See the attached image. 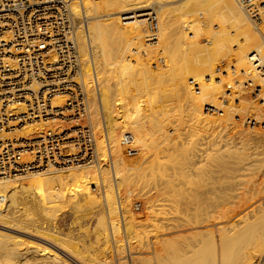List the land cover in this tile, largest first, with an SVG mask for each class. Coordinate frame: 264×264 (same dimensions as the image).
<instances>
[{"label":"bare ground","instance_id":"obj_1","mask_svg":"<svg viewBox=\"0 0 264 264\" xmlns=\"http://www.w3.org/2000/svg\"><path fill=\"white\" fill-rule=\"evenodd\" d=\"M80 4L89 20L94 12L98 14V20L93 24L79 29L77 38L92 121L96 131L103 133L98 140L97 171L103 185L109 222L103 226V212L98 216L101 226L97 227L95 243L99 246L109 244L111 239L117 243L130 237L120 191L123 189L126 194H132L127 188L131 179L121 168V164H125L122 154L125 151H122L118 130L122 134L132 133L135 143L140 144L143 151L146 149L147 131L141 120L147 116L144 115L146 105L150 106L153 103L151 99L157 98L154 94L150 96L154 93L152 89L157 94V89L172 81L188 121L213 135L217 129L226 132L228 121L243 126L235 117H250V113L256 118L262 117L263 111L250 107L251 102L247 104L245 100L239 107L235 105L233 101L244 92L240 85H235L229 67L225 70L221 65L233 66L237 76L243 80L238 81L240 84L253 81L264 92V0H80L76 7ZM218 6L222 11V25L213 27L210 17L217 12ZM151 16L158 21L157 44H152L148 38ZM203 33L210 38L207 44L200 43ZM154 58L157 63L153 69L149 61ZM134 87L142 93L132 95L130 91ZM227 87L233 89L226 102ZM148 89L152 90L150 99L144 94ZM234 89L237 94H234ZM207 107L218 112L210 114ZM219 112H223L222 117L215 115ZM150 122L162 132L160 119L150 118ZM44 125L38 127L39 134ZM32 129V126L25 127L19 136L31 139L29 133ZM213 135L211 137H215ZM222 135L218 138H223ZM241 151L245 179L210 182V225L220 226L219 242L211 239L210 259H185L180 264H264V253H257L259 242L264 241V185L248 178L253 161L264 163V132H249ZM106 152L111 159L112 174L105 172L108 170L102 163ZM141 157L144 160L146 154L141 153ZM95 166H78L63 172L49 169L19 177L20 183L1 176L0 169V264H83L87 257L83 249L60 236L63 227L59 223L61 215L48 213L53 209L52 203L62 205L68 201L73 218L76 219L82 211L85 213L82 219L88 216L91 204L99 202H95L89 190L91 179L97 175ZM189 184L206 188L205 183ZM68 186L70 190L66 200ZM165 188L184 196L182 186L168 181L166 185L164 183ZM101 211L96 210L97 213ZM37 228L42 231L38 232ZM34 231L41 233L38 238L43 244H32L23 239V236L36 239ZM98 253L89 257L90 260L97 258Z\"/></svg>","mask_w":264,"mask_h":264},{"label":"rangeland","instance_id":"obj_2","mask_svg":"<svg viewBox=\"0 0 264 264\" xmlns=\"http://www.w3.org/2000/svg\"><path fill=\"white\" fill-rule=\"evenodd\" d=\"M221 12V7L218 6L217 12L210 17V25H213V27L214 25H222ZM97 15V12L91 15L90 20L88 19L89 25L98 20ZM95 17L97 19H94ZM226 25L230 24L226 23ZM226 28L229 31L233 30L230 27ZM232 33L234 34V32ZM209 39L204 33L199 38L201 44H207ZM193 40H196V37ZM151 62L149 61L154 69L155 66L153 65L157 63L155 58ZM221 66L225 67V70L228 67L229 69L232 67L231 65L226 66L223 64ZM238 81L241 82L243 80L238 78ZM190 83L196 91L193 82L190 81ZM134 89L136 88L134 87ZM134 89H132L133 91L130 89L132 95L142 93L138 92L137 89L136 92ZM152 90L154 93H152ZM152 90L146 91L144 94L149 97L152 93L150 96L156 95L157 98L151 99L153 103L150 102V106L146 105L147 108L145 107L146 113L144 112V115L147 116L141 120L147 131L146 149L143 151L140 144L136 143L139 153L135 157H130L121 146L125 163L121 164V168L126 170L127 175L132 180L128 182L130 186L127 185L128 190H131L132 194H126L123 189L120 191L124 217L130 227V237L124 239L122 234L124 239L122 242L117 241V243H114L111 239L107 245L99 244L98 246L95 243V237L98 235L97 227L101 226L99 225L98 216L103 212V226L109 222V216L104 206L103 185L97 171L99 166L94 167V169L97 167L95 170L98 176L96 175V178L89 180L91 183L89 190L94 195L95 202H99L91 204L86 220V216L83 219L81 217L85 215L84 211L76 219L73 218L69 213L71 206L68 201L61 203L62 205L51 204L53 212L51 211L48 214L61 215L60 220H63L62 224L61 221L59 222L60 227L63 226L60 229V236L77 243L85 252L87 257L83 264H180V261L185 259L190 261L202 257L210 259L211 239L218 243L220 238L218 230L220 226L217 224L210 225V182H235L245 179L244 174L246 172H244V165L242 160H240V154L243 152L241 151L242 144L248 137L249 132L254 130L264 132L263 129H245L243 126L228 121L229 125L226 132L218 131L219 129H217L216 135H213L214 133L196 127L188 121L186 114L181 109V103L173 88L172 81H167L163 87L157 89L158 95L155 93V89ZM149 92L151 93L149 94ZM149 99L147 100L149 101ZM246 103L249 104L247 101ZM250 107L253 106L251 105ZM117 109L118 112L121 111L119 107ZM118 116L121 117V113H118ZM154 117L162 121V132L158 131L157 127L152 126L150 118ZM120 131L118 130V134L120 133L119 139L122 138ZM218 132H220L219 136L222 134L226 135H222L223 138H218ZM96 133L98 144V140H101L99 138L102 137L100 134L103 133H98L97 131ZM212 135L216 138L211 137ZM186 150L187 152H185ZM103 151L101 150L100 152ZM141 153L146 154L144 160L141 157ZM102 154L105 153L103 152ZM107 156L106 152L105 157L102 156V158L104 157L102 163L105 170H108L105 172L112 174V163L111 161L109 162ZM210 170L213 173H210ZM248 178H252L264 185V163L258 164L253 161ZM95 180H97V183H93ZM20 181L21 179L16 180L18 183ZM168 181L182 186L184 196L179 195V192L173 189H163L164 183L166 185ZM188 182L205 183L206 188L195 185L191 187ZM68 189L70 190V186L65 191L68 194L65 197L66 200L69 197ZM135 203H140V211L134 210ZM94 205L98 207L96 206L95 208L93 207ZM100 208H104L103 211ZM96 210L101 212L97 213ZM130 212L133 215H130ZM85 221L87 224L82 225ZM233 221L235 220L233 219ZM38 228V232L42 231ZM37 231L33 233L34 236H37L36 239L29 236H23V239L32 244H43L41 239L38 238V236L41 237V233ZM104 234L109 238L108 232ZM97 246L98 250L95 251ZM260 251L264 253V241L259 242L257 253ZM95 252H99L96 254L97 258L90 260L89 257H95Z\"/></svg>","mask_w":264,"mask_h":264},{"label":"built area","instance_id":"obj_3","mask_svg":"<svg viewBox=\"0 0 264 264\" xmlns=\"http://www.w3.org/2000/svg\"><path fill=\"white\" fill-rule=\"evenodd\" d=\"M79 2L0 0V169L7 179L99 165L77 38L79 29L89 22L83 6L76 7ZM148 27V38L156 44L155 16ZM230 70L235 85L244 92L233 101L235 105L246 100L264 113L261 87L248 80L240 84L236 69L232 66ZM227 89L226 102L233 88ZM207 112L218 111L207 107ZM250 115L235 118L245 129L264 130V114L261 118ZM42 124L45 127L39 134ZM27 126L33 128L29 140L19 136ZM121 146L130 157L139 153L131 133L123 135ZM134 210H141L140 203L134 204Z\"/></svg>","mask_w":264,"mask_h":264}]
</instances>
